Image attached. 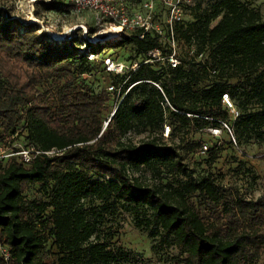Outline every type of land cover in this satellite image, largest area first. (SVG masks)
<instances>
[{
  "label": "trees",
  "instance_id": "1",
  "mask_svg": "<svg viewBox=\"0 0 264 264\" xmlns=\"http://www.w3.org/2000/svg\"><path fill=\"white\" fill-rule=\"evenodd\" d=\"M5 15L0 10V145L39 154L28 164L18 156L0 161V244L9 252L0 264L115 262L114 249L87 218V199L128 209L138 228L177 249V264L264 259V196L247 199L212 172L195 175L187 162L205 145L192 134L216 128L230 137L226 123L236 141L258 135L264 125V21L256 8L241 0H211L203 9L198 4L191 22L173 26L177 40L193 47L176 68L159 67L158 60L142 63L161 48L150 35L139 40L133 33L106 44L75 36L66 42ZM124 45H134L141 58L134 72L116 75L105 71L103 61L88 60ZM97 67L120 88L111 113L117 94L107 87L95 91L84 78ZM46 85L43 99L40 87ZM223 94L238 111L233 123ZM129 134L147 137L134 143ZM207 152L214 161L219 149ZM143 170L154 182L142 177ZM32 188L37 195L28 197Z\"/></svg>",
  "mask_w": 264,
  "mask_h": 264
},
{
  "label": "rangeland",
  "instance_id": "2",
  "mask_svg": "<svg viewBox=\"0 0 264 264\" xmlns=\"http://www.w3.org/2000/svg\"><path fill=\"white\" fill-rule=\"evenodd\" d=\"M57 0H0V10L8 14L12 19H16L18 23L28 24L35 23L38 25V34H45L48 38L51 35H58L72 30L74 36L81 37L79 33L85 26L88 30H92L94 34L90 36L93 43L101 42V44L111 43L119 40L116 35L108 32L109 28L104 22L97 23L95 13L86 11L76 13L73 7H67L68 0H59L61 4L57 9L48 10L47 4H52ZM211 0H189L182 3L179 10L178 21L181 25H186L193 20L192 10L198 4L201 8H206ZM244 4L256 8L264 21V0H241ZM159 24L164 32L167 31L168 7L158 4ZM133 33L126 32L125 36ZM95 36V37H94ZM161 48L164 53H168V44L165 39L161 41ZM193 47L188 46L183 41L177 40L173 34V54L178 58L187 54H192ZM164 54V55H165ZM162 54V56H164ZM111 56L115 61H120L126 65L131 62L141 60L136 56L134 45H124L120 49H106L100 54L99 58ZM167 66L165 61H160L159 67ZM158 67V68H159ZM95 91H99L104 87L111 86V78L102 71L101 67H97L90 76L84 77ZM50 86L46 85L41 94L43 99L47 97L46 90ZM119 103L117 95L111 97L110 113L112 109ZM233 103V101H232ZM237 110V109H236ZM229 112V123H233L234 118ZM109 113V114H110ZM109 117V116H108ZM108 119V118H107ZM106 123V122H105ZM258 135H252L249 138L236 139L237 144L229 143V136L221 133L220 141L216 144L211 137V132L192 134L195 140H202L208 149L217 146L219 153L212 161L210 153L201 152L198 156H193L187 162L195 175L205 172H212L217 180L225 186L238 189L247 199H258L264 196V125L258 130ZM160 132H156L153 136H159ZM147 137L144 135L129 134L134 143ZM177 142V139H175ZM21 139H17L15 146H21ZM142 177L148 182H154L153 175L149 170H143ZM37 195L36 188L30 189L28 197ZM84 209L87 212V218L97 225L100 239L108 243L111 249L117 254V260L112 264H177L179 253L172 245H168L159 238H151L145 230L138 228L135 224V218L128 209L117 205L114 210L106 208L102 202L95 199H87L84 202ZM49 252L46 257H50ZM264 264V259L259 263Z\"/></svg>",
  "mask_w": 264,
  "mask_h": 264
},
{
  "label": "built area",
  "instance_id": "3",
  "mask_svg": "<svg viewBox=\"0 0 264 264\" xmlns=\"http://www.w3.org/2000/svg\"><path fill=\"white\" fill-rule=\"evenodd\" d=\"M189 0H68L72 5L73 10L76 13H82L86 11H91L95 13L96 21L99 24L104 22L106 26L110 29L115 26L120 30V36H124L126 32L137 33L138 39L142 40L144 36L150 35L158 39V42L161 47V41L165 39L169 46L168 53L162 56V49H156L153 52L149 53L148 58L142 63H153L155 60L165 61L167 65L171 68H176L179 66L180 61L173 54V26L176 22L180 20L179 10L182 3L188 2ZM158 4L165 5L169 9V13L166 20L167 31L164 32L159 24L158 18ZM82 38H88L92 42V39L88 37L89 33L85 26H81ZM60 41L70 42L74 37V32L72 30L68 32L61 33ZM50 39L55 40V38L50 33ZM82 50L85 49V46L81 47ZM100 55L90 54L88 56L89 61H103L105 66V71L114 73L116 75H122L129 72H134L140 65L139 61L131 62L126 65L120 61H115L111 56H105L99 58ZM153 85L162 92V89L158 84L153 83ZM107 91L116 93L119 96L120 88H116L111 85L107 87ZM222 102L224 106L231 112L232 117L235 119L238 117V111L231 104L229 96L223 94ZM164 106L171 108L167 99H164ZM223 128H225L231 137L233 144L236 145V141L233 137V134L226 123H222ZM211 134L215 137H219L221 134L220 129H209ZM171 132V127L168 124L164 125L163 128V137L168 138ZM208 151L207 145L202 147V152L206 153ZM33 153L39 154V152L34 151L33 149H24L21 148L19 152H12L9 148L0 145V161L7 160L13 156H18L21 160L28 164L33 159ZM46 154H50L46 153ZM0 256L7 261L9 258V252L5 246L0 244Z\"/></svg>",
  "mask_w": 264,
  "mask_h": 264
},
{
  "label": "bare ground",
  "instance_id": "4",
  "mask_svg": "<svg viewBox=\"0 0 264 264\" xmlns=\"http://www.w3.org/2000/svg\"><path fill=\"white\" fill-rule=\"evenodd\" d=\"M108 32L112 35H117L118 38H120V30L118 28H116L115 26H113L112 29L108 30ZM53 37L55 38V40H59L61 38V35L58 34V35H53ZM95 37V36H94Z\"/></svg>",
  "mask_w": 264,
  "mask_h": 264
}]
</instances>
